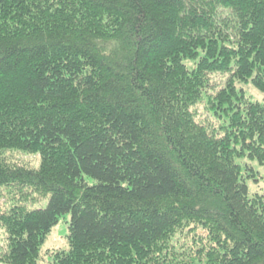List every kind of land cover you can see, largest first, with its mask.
<instances>
[{
    "label": "trees",
    "instance_id": "obj_1",
    "mask_svg": "<svg viewBox=\"0 0 264 264\" xmlns=\"http://www.w3.org/2000/svg\"><path fill=\"white\" fill-rule=\"evenodd\" d=\"M241 84L264 96V0H0V262L71 214L47 264H264Z\"/></svg>",
    "mask_w": 264,
    "mask_h": 264
},
{
    "label": "rangeland",
    "instance_id": "obj_2",
    "mask_svg": "<svg viewBox=\"0 0 264 264\" xmlns=\"http://www.w3.org/2000/svg\"><path fill=\"white\" fill-rule=\"evenodd\" d=\"M215 80L217 78H214ZM243 88L246 90L248 95L254 94L259 99L264 102L263 93H259L257 90L253 88L251 84H241ZM201 109L204 110V106H201ZM239 162L244 165V168L250 167L253 168V171L249 170L245 172V176L247 182L250 187L251 195L260 194L264 196V165L261 164L258 160L243 158L239 159ZM248 175H252V177L248 178ZM48 205V198H45L42 202L37 203L35 205L30 206L31 209L45 208ZM72 215L66 214L62 216L57 225L53 228L52 232L49 234L45 242L41 247V254L43 256V264H47V261H50V258L47 253L50 251H58L64 250L67 251L69 249V225L71 221ZM0 264H6L0 262Z\"/></svg>",
    "mask_w": 264,
    "mask_h": 264
}]
</instances>
